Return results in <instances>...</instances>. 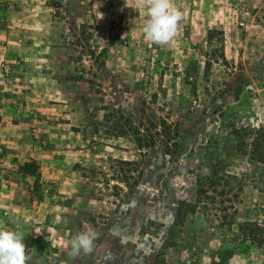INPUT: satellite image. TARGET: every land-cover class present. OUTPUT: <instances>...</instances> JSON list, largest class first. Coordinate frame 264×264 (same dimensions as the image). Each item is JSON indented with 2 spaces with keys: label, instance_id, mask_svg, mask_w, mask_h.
<instances>
[{
  "label": "rangeland",
  "instance_id": "rangeland-1",
  "mask_svg": "<svg viewBox=\"0 0 264 264\" xmlns=\"http://www.w3.org/2000/svg\"><path fill=\"white\" fill-rule=\"evenodd\" d=\"M173 2L159 46L136 0H0V228L29 264H264L238 230L264 225V0Z\"/></svg>",
  "mask_w": 264,
  "mask_h": 264
},
{
  "label": "clouds",
  "instance_id": "clouds-1",
  "mask_svg": "<svg viewBox=\"0 0 264 264\" xmlns=\"http://www.w3.org/2000/svg\"><path fill=\"white\" fill-rule=\"evenodd\" d=\"M137 8H145L148 19L143 26L147 40L164 46L177 35L183 13L173 0H136ZM25 235L15 230L0 228V264H29L31 250H26ZM99 233L91 227L75 234L68 242L67 255L75 259L81 254L90 255Z\"/></svg>",
  "mask_w": 264,
  "mask_h": 264
},
{
  "label": "trees",
  "instance_id": "trees-1",
  "mask_svg": "<svg viewBox=\"0 0 264 264\" xmlns=\"http://www.w3.org/2000/svg\"><path fill=\"white\" fill-rule=\"evenodd\" d=\"M258 137V136H257ZM261 158V157H259ZM123 163H128L127 161H123ZM34 161H32V165H34ZM218 164H214L213 167H217ZM27 171L31 174L35 172V169H27ZM212 180L209 181L210 187L213 186L215 182V177L217 176V173L212 172L211 174ZM210 177L209 176H199L197 177V182H196V193L200 192H207V190L203 189V184L200 183L202 180L206 179L208 181ZM211 199L212 196H210ZM238 230L242 235L243 239H248L251 242H254L256 244H263L264 245V225H260L254 222H249V221H242L238 224Z\"/></svg>",
  "mask_w": 264,
  "mask_h": 264
}]
</instances>
